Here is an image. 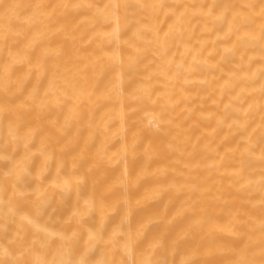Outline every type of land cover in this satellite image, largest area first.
Masks as SVG:
<instances>
[{"label": "bare ground", "instance_id": "obj_1", "mask_svg": "<svg viewBox=\"0 0 264 264\" xmlns=\"http://www.w3.org/2000/svg\"><path fill=\"white\" fill-rule=\"evenodd\" d=\"M0 264H264V0H0Z\"/></svg>", "mask_w": 264, "mask_h": 264}]
</instances>
